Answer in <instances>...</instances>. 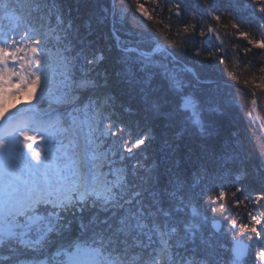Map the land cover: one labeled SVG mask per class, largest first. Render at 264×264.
Masks as SVG:
<instances>
[{"label": "snow or ice", "instance_id": "obj_1", "mask_svg": "<svg viewBox=\"0 0 264 264\" xmlns=\"http://www.w3.org/2000/svg\"><path fill=\"white\" fill-rule=\"evenodd\" d=\"M82 2L87 8L89 0ZM153 3L182 22L190 14L182 0ZM203 5L204 14L217 22L222 12L236 19L241 9L250 11L258 21L259 38L247 31H240L238 38L247 42L245 55L259 50L254 56L264 61V0H233L228 6L203 0ZM135 11L153 19L143 4ZM0 12L18 26L29 25L23 32L0 33V126L8 127L0 134V248L8 253L6 259L12 264H222L221 238L230 237L228 264H264V174L258 177L259 187L237 184L229 175L228 184L221 182L217 191L200 175L210 177L207 168L194 172L195 181L190 182L175 159L179 141L195 135L200 142L196 149L186 145L190 156L219 161L222 170L228 166V147L209 142L213 126L204 119L205 113L219 111L214 90L205 87L212 81L202 80L187 66L177 71L175 62L157 64L138 44L130 47L131 42L120 46L122 55L114 64L106 65L107 57L92 39L90 14L73 17L70 8L65 12L45 0H8L0 4ZM197 27L191 24L189 32L184 22L185 43L195 46ZM232 27L239 29L236 23ZM216 33L211 25L206 32L200 26L201 47L195 48V55L200 56L205 41L211 44L214 38L219 44L209 58L223 53L218 64H224L227 50ZM260 71L264 73V67ZM186 73L192 78L186 79ZM253 88L264 93V75ZM38 90L41 96H56L72 126L77 113H109L95 128L88 123L89 143L99 131L100 138L117 137L122 149L112 151L113 158L105 153L107 174L95 171L104 166L97 163L95 152L69 154L61 144V155L49 148L42 158V149L33 148L37 132L49 143L54 132L63 130L61 122L45 120L33 108L7 116L5 101L17 96L31 101ZM121 96L127 104L118 106ZM251 105L255 112L257 98ZM123 115L136 118V127L125 123ZM141 120L149 127L138 134ZM156 124L164 129L158 158L147 151L157 139ZM21 143L27 153L18 147ZM117 160L120 167L113 181L107 177ZM229 184L235 187L232 200L226 194ZM73 226L78 232L74 238Z\"/></svg>", "mask_w": 264, "mask_h": 264}, {"label": "trees", "instance_id": "obj_2", "mask_svg": "<svg viewBox=\"0 0 264 264\" xmlns=\"http://www.w3.org/2000/svg\"><path fill=\"white\" fill-rule=\"evenodd\" d=\"M6 2L8 0H1L0 4ZM45 2L50 5H59L65 12L70 8L73 17L80 16L81 18H87L89 14L91 15L92 39L95 41V47L103 51L107 57L105 61L106 65L114 64L122 55L120 46L131 42L129 44L130 47H135L138 44L145 53L153 54L154 57L152 59L157 64L161 62H173V59L166 52L168 51L176 60V70L179 71L181 67L187 66L196 72L202 80L212 81L213 83L210 86L205 87H211L214 90V103L219 108V111L210 114L205 113L204 119L213 126L214 135L210 138L209 142L214 145H225L228 147V166L222 170L219 166V161L212 162L198 159L196 154L190 156L186 145H190L193 149H196V145L200 142L199 137L195 135L191 139L185 137L179 141L180 148L176 153L175 159L180 161L183 175L190 182L195 181L193 173L200 172L203 167L207 168L211 173L210 177H205L204 173L200 172V175L207 182L206 186L209 188H217V185L221 182L228 184L229 175H231L233 181L237 184L251 185L255 183L257 187L260 186L258 177L264 174V167H262V164H264V155H262L264 154V136L261 127H259L252 117L251 111L253 106L251 105V99L257 98V102L261 105L259 114L264 119V93L253 88V84L259 83L260 76L264 75L260 71V68L264 67V61L254 56V53L259 50H253L252 53L245 55L244 47L247 45V42L238 38L240 31L249 32L251 38H259V33L255 30L258 21L250 16V11L241 9L236 19L228 12H222L221 20L217 22L204 14L203 0H182V3L190 10V14L184 16V21L182 22L174 16L170 17L167 9L157 7L153 3V0H89L87 8L82 0H45ZM163 2L164 0H161V4ZM231 2L233 0H217L218 5L224 6H228ZM250 2L251 0H241V3ZM137 4H143L153 19L148 20L136 12L135 6ZM253 7H258V5H253ZM256 15L259 16V13H256ZM184 22L188 23L189 32L192 31L191 24L195 23L198 25L195 33V46L193 43H185L188 35L183 31ZM233 23L238 24L239 29H234L232 27ZM209 25L217 30L216 34L220 36L223 41V47L227 50V59L224 64H218V57L219 55H223V53H218L216 59L209 58V53L215 52L217 50L215 45L219 44V41H216L214 38L211 44L205 41L200 56L195 55V48L201 47L200 26H203L206 32ZM112 32H115L119 36V45L116 44ZM178 32L179 34H177ZM159 44L166 48V51L154 54V50ZM109 49L111 50L109 51ZM236 56L239 57L238 60L235 58ZM245 61H250V63H245ZM253 64L257 65V67H253ZM233 74L236 76L235 80L232 78ZM184 76L186 79L192 78L191 73H186ZM246 81L247 85L245 84ZM53 92L55 93L54 89ZM251 92H255L256 96L250 95ZM56 100L54 99L53 102ZM172 100L173 103L177 102L174 97ZM121 102L127 104V98L121 96L117 101V105L119 106ZM101 113L102 115L100 116H93L91 113L87 115L77 113L75 126H72L71 117L66 114V111L58 113L55 116L51 114L50 118L43 113H39V116L45 120H59L62 128L64 127L67 131L73 128L74 131H82L84 134L89 135V129L83 126L87 125L90 121L95 128L98 122L103 119V116L109 115L103 109H101ZM120 115L121 113L118 110L117 116ZM122 118L125 123L136 127V118L128 117L127 115H123ZM104 126H107L106 120L104 121ZM148 127L149 122L141 120L138 134ZM153 134L157 139L147 151L158 158L160 155L159 148L162 144L161 137L164 134L163 126L156 124L153 128ZM93 139L94 146L96 147L95 154L103 158L98 159L100 164H104L101 170L107 174L108 167L104 161L105 153L110 158H113L112 151H122V149L116 142L117 137L105 136L104 138H100V132L94 131ZM86 142H88L87 139H85ZM196 151L198 152V150ZM88 153L91 154L90 151ZM124 154L127 155L126 152ZM118 167H120V164L117 160V163L113 166V174L108 176V179L116 180L117 174L115 169ZM237 176H239V180L235 179ZM203 186L201 185L200 187ZM200 187H197L196 190L199 191ZM233 191H235V187L229 184L226 193L228 200H232ZM208 195L214 197L215 193L209 192ZM198 203L203 205L204 200L199 199ZM240 210L246 211L243 205H241ZM209 215L211 214L209 213ZM234 218L238 221L240 219L238 216ZM71 235L73 238L78 235L75 226H73ZM231 242L230 237H222V248L224 246L228 248ZM0 254L8 256V253L3 248ZM221 259L222 264H228V259H224L223 256H221ZM0 264H12V261L9 260L7 262L2 260Z\"/></svg>", "mask_w": 264, "mask_h": 264}, {"label": "rangeland", "instance_id": "obj_3", "mask_svg": "<svg viewBox=\"0 0 264 264\" xmlns=\"http://www.w3.org/2000/svg\"><path fill=\"white\" fill-rule=\"evenodd\" d=\"M28 27H29V25L26 22H21L18 26L14 20H10V19L6 18L4 16V14L2 12H0V33H2V32L11 33L14 30L17 32H23L24 30L28 29ZM117 37H118V40H117ZM117 37L114 36V38L116 40V44L119 45L120 38L118 35H117ZM159 45H157V47L155 48L154 54L155 53L158 54V53H161L162 51H164V49H162ZM150 56H151V58L154 57L153 54H150ZM169 56L171 57V55H169ZM54 61L55 60H54V56H53V63H54ZM172 61L176 62V60H174V59ZM54 99L56 100L55 95H53V96H48V95L41 96L40 90H38L37 95L31 101H29L28 97H20V96H17L14 98L9 97L5 101L6 115L11 116L13 113H18L21 109L27 110L29 108L37 109V111L39 113H43L45 115L48 114L47 115L48 118H50L51 114L53 116H55V115H58V113L65 112L64 106L59 104L57 102V100L53 102ZM21 100H23L24 102L21 103ZM260 107H261V105L259 104V102H257L256 111L255 112L251 111V113H252L253 119L259 125V127H261V129L262 128L264 129V126L262 124V117L259 114ZM51 120L55 121V119H51ZM0 123H2V122H0ZM83 127H86V129H89L88 124L83 126ZM7 131H8L7 125L0 126V134H6ZM262 132H263V136H264V131L262 130ZM30 134H33V133L30 132ZM36 135H37V143L33 144V148L36 150L42 149V158H44L48 154L49 148H51L58 156L61 155V151H60L61 144L64 145V151H66L69 154L75 153L76 155H79L85 150L90 151L91 154L93 152H96V147L94 146L95 145L94 139H92L91 143H89V142L85 143V139H87V141H89V135L84 134L82 131L81 132L80 131H74L73 128H71L67 131L63 127L62 131L54 132L51 136V141H54V143H52L51 141L49 143H46L45 139L41 138L42 133H40V132H37ZM43 135L45 137H47L46 133H43ZM18 147L20 148V150L22 152H24V153L28 152L27 149L23 148L22 143L20 145H18ZM97 152H98V150H97ZM91 154H89V155H91ZM96 156L99 157V159L100 158L103 159L101 156H98V155H96ZM29 159H30V157H29ZM97 163L100 164L98 161H97ZM100 170H101V168L95 169V171L97 173H99ZM228 248H226L225 246L222 248L223 250L221 252V256H223L224 259H228V257H227V255L229 256ZM0 251H2V248H0ZM4 255L5 254H0V259H1L0 262L2 260L9 262V259L5 258L7 255L6 256H4Z\"/></svg>", "mask_w": 264, "mask_h": 264}, {"label": "water", "instance_id": "obj_4", "mask_svg": "<svg viewBox=\"0 0 264 264\" xmlns=\"http://www.w3.org/2000/svg\"><path fill=\"white\" fill-rule=\"evenodd\" d=\"M112 35L116 36L117 37V34H115V32H112ZM117 40H118V37H117ZM162 49H164V51H166V48H164L162 45H159ZM168 53V51H166ZM169 55H171L170 53H168ZM172 59L175 60V58L171 55ZM189 68V67H188ZM260 124V123H259ZM262 130L264 131V129L262 128Z\"/></svg>", "mask_w": 264, "mask_h": 264}]
</instances>
